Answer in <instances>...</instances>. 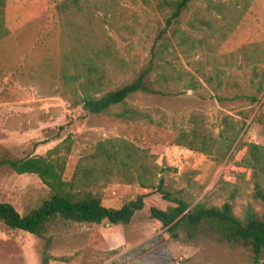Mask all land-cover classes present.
<instances>
[{
	"label": "rangeland",
	"instance_id": "rangeland-1",
	"mask_svg": "<svg viewBox=\"0 0 264 264\" xmlns=\"http://www.w3.org/2000/svg\"><path fill=\"white\" fill-rule=\"evenodd\" d=\"M61 1L6 0L8 35L0 40V155L44 156L56 147L64 151L70 146L63 176L68 181L80 159L92 153L98 142L120 138L147 150L158 169L167 168L164 173L158 171L156 183L183 190L191 207L205 198L218 206L230 202L213 194L222 182H229L240 190L234 201L236 215L241 216L248 206L262 211L263 202L254 198L251 170L239 162L248 144L264 146V92L250 85V68L229 54L243 45L264 42V0L250 1L214 55L227 72L224 82L228 86L221 90L215 91L203 81L190 61L173 49L176 53L170 60L175 67L190 72L199 84L186 89L187 79L182 76L180 82L170 84L168 95L137 94L130 98L129 105L147 111L152 122L90 114L74 104L60 72L61 26L55 6ZM218 1L227 6L230 0ZM121 5L120 24L125 22L132 28L119 26L121 38L115 31L111 34L120 55L142 69L149 63L168 11L158 9L153 0L150 4L125 0ZM200 6L201 2H195L183 13L182 28ZM195 59L206 60L203 53ZM132 78L123 77L119 82ZM249 95H256L258 101L253 103L246 97ZM225 116L239 135L223 160L216 162L174 144L177 135L190 131L196 122L217 137ZM47 194L48 189L36 175H18L0 168V202L13 205L20 214L36 207ZM139 195H145L144 208L127 225L60 222L41 238L0 222V264H42L45 256L49 264H253L249 248L222 241L207 223L192 236L184 228L168 231L149 212L150 208L165 210L171 205L160 193L136 184L112 182L103 188L101 199L105 206L119 208Z\"/></svg>",
	"mask_w": 264,
	"mask_h": 264
},
{
	"label": "trees",
	"instance_id": "trees-1",
	"mask_svg": "<svg viewBox=\"0 0 264 264\" xmlns=\"http://www.w3.org/2000/svg\"><path fill=\"white\" fill-rule=\"evenodd\" d=\"M122 1L125 0H62L55 6L61 26V78L75 105H81L90 114L152 122L147 111L129 105L128 100L137 94L168 95L170 84L180 82L182 76L187 79L186 89H194L199 84L195 76L181 72L170 60L176 53L175 48L215 91L228 86V82H224L227 72L217 64L214 55L234 31L251 0H230L227 6L218 0H153L158 9L168 11V16L151 49L149 63L142 69L120 55L111 34L115 31L121 38V28H132L125 22L120 24L123 21L119 15ZM143 1L150 4L151 0ZM195 2H201V6L184 29L182 15ZM5 4L6 0H0V40L8 35L4 22ZM202 53L206 60L195 59ZM229 57H238L243 66L250 68V85L263 93L264 42L243 45ZM130 75L133 76L131 81L119 82ZM213 81H216L215 86ZM246 97L253 103L258 101L256 95ZM222 125V130L214 137L201 122H196L190 131H181L174 144L219 162L226 158L239 135L238 128L227 116ZM247 147L239 165L251 170L254 198L263 202V210L259 212L248 206L241 216L236 215L234 201L240 190L229 182H222L213 194L227 197L230 202L218 206L205 198L191 207L192 202L183 190H172L156 183L158 171L164 173L167 168L158 169L153 155L127 140L113 138L98 142L92 153L82 157L68 181L63 176L70 146H65L64 151L56 147L44 156L0 155L1 169L12 170L18 175H36L48 189L47 196L24 214L13 205L0 202V222L10 229L41 238L60 222L127 225L144 208L145 195L119 208H111L103 204L102 190L112 182L136 184L143 190L160 193L171 204L165 210H149L151 218L168 231L184 228L192 236L207 223L222 241L249 248L253 264H261L264 262V146L250 143ZM48 261L45 256L42 264H49Z\"/></svg>",
	"mask_w": 264,
	"mask_h": 264
}]
</instances>
